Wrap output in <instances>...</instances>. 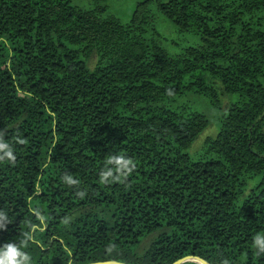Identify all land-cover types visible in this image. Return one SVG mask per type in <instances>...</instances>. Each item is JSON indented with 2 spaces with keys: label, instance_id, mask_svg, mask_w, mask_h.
Segmentation results:
<instances>
[{
  "label": "trees",
  "instance_id": "1",
  "mask_svg": "<svg viewBox=\"0 0 264 264\" xmlns=\"http://www.w3.org/2000/svg\"><path fill=\"white\" fill-rule=\"evenodd\" d=\"M112 8L0 0V242L28 234L31 264H264V0ZM116 154L135 167L102 183Z\"/></svg>",
  "mask_w": 264,
  "mask_h": 264
},
{
  "label": "clouds",
  "instance_id": "2",
  "mask_svg": "<svg viewBox=\"0 0 264 264\" xmlns=\"http://www.w3.org/2000/svg\"><path fill=\"white\" fill-rule=\"evenodd\" d=\"M0 153L2 157L7 158L9 161L14 160L12 147L9 143L0 139ZM107 165H112L108 167ZM135 167V163L131 159L125 158L123 155L116 154L111 155L106 158L105 167L101 170L99 175V180L102 183L112 180H121ZM115 170L118 175H113ZM68 184H75L76 181L73 180L71 176H65L63 178ZM11 222V218L8 217L5 211L0 210V230H5L6 225ZM28 239V234L24 235V238L19 242L14 240H8L6 242H0V264H31L30 255L24 251L26 247V240ZM252 246L258 250V252H264V233H257L253 237ZM71 264V261H69Z\"/></svg>",
  "mask_w": 264,
  "mask_h": 264
},
{
  "label": "rangeland",
  "instance_id": "3",
  "mask_svg": "<svg viewBox=\"0 0 264 264\" xmlns=\"http://www.w3.org/2000/svg\"><path fill=\"white\" fill-rule=\"evenodd\" d=\"M137 0H113V8H112V14L119 18L122 22H126L129 19V16L131 15V11L135 7V3ZM157 19V28L163 34V36L175 39L177 36L172 32V30H168L166 27L167 24L165 23L164 19L161 15L155 14ZM215 133V127L213 126V122H210L209 127L206 129V131L200 136V138L195 143V147H198L204 138L206 136H213Z\"/></svg>",
  "mask_w": 264,
  "mask_h": 264
},
{
  "label": "water",
  "instance_id": "4",
  "mask_svg": "<svg viewBox=\"0 0 264 264\" xmlns=\"http://www.w3.org/2000/svg\"><path fill=\"white\" fill-rule=\"evenodd\" d=\"M187 262H194V263H197V264H207L205 263L204 261L200 260V259H197V258H184V259H181L173 264H183V263H187ZM92 264H123V263H119V262H112V261H107V262H98V263H92Z\"/></svg>",
  "mask_w": 264,
  "mask_h": 264
}]
</instances>
